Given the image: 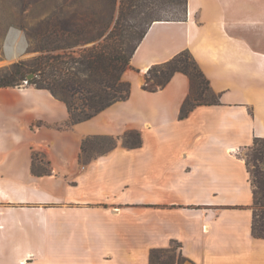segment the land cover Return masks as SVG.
Returning a JSON list of instances; mask_svg holds the SVG:
<instances>
[{
  "label": "crops",
  "instance_id": "0c3cea01",
  "mask_svg": "<svg viewBox=\"0 0 264 264\" xmlns=\"http://www.w3.org/2000/svg\"><path fill=\"white\" fill-rule=\"evenodd\" d=\"M186 49L222 104L181 119L186 75L143 86ZM123 80L128 100L75 125L48 90L0 88V264H150L175 244L184 264H264L245 158L264 138V0H188L185 21L150 27ZM131 131L141 147L81 162L86 138Z\"/></svg>",
  "mask_w": 264,
  "mask_h": 264
},
{
  "label": "trees",
  "instance_id": "16d2710c",
  "mask_svg": "<svg viewBox=\"0 0 264 264\" xmlns=\"http://www.w3.org/2000/svg\"><path fill=\"white\" fill-rule=\"evenodd\" d=\"M34 0L38 22L26 31L32 60L12 65L0 76V88L16 87L35 77L28 85L50 91L63 101L73 125L90 120L116 102L131 96V84L123 80L131 59L150 27L160 21H185L188 0ZM96 2V4H94ZM177 73L190 80V93L180 118L198 106L221 105L201 66L189 49L171 60L151 67L143 86L155 93L167 87ZM122 141L129 149L142 146L137 131L121 139L92 136L84 140L81 162L103 156ZM245 155L254 193L252 234L264 239V138L255 137ZM36 160V155H35ZM33 172L40 174L33 167ZM179 244L151 252L150 264H184L177 256Z\"/></svg>",
  "mask_w": 264,
  "mask_h": 264
},
{
  "label": "rangeland",
  "instance_id": "374dc122",
  "mask_svg": "<svg viewBox=\"0 0 264 264\" xmlns=\"http://www.w3.org/2000/svg\"><path fill=\"white\" fill-rule=\"evenodd\" d=\"M58 1L62 3V0ZM56 2V0H50L49 5L53 6ZM37 22L38 17L34 0H0V76L7 73L13 64L29 61L37 56V53L29 50V43L26 37V31L35 26ZM12 30L19 32L21 41L15 42V49L9 51L7 50L6 42ZM22 47L24 52L19 57L11 59V56L16 54ZM247 153L249 151L245 155Z\"/></svg>",
  "mask_w": 264,
  "mask_h": 264
},
{
  "label": "bare ground",
  "instance_id": "6f19581e",
  "mask_svg": "<svg viewBox=\"0 0 264 264\" xmlns=\"http://www.w3.org/2000/svg\"><path fill=\"white\" fill-rule=\"evenodd\" d=\"M20 39H21V37H20L19 32L16 30H12L9 33L8 38H7V42H6L7 50L13 51L15 49V47H14L15 42L21 41ZM23 52H24V48L22 47L19 49V51L16 54L11 56V59H15V58L19 57V55H21Z\"/></svg>",
  "mask_w": 264,
  "mask_h": 264
},
{
  "label": "built area",
  "instance_id": "2783aa9c",
  "mask_svg": "<svg viewBox=\"0 0 264 264\" xmlns=\"http://www.w3.org/2000/svg\"><path fill=\"white\" fill-rule=\"evenodd\" d=\"M28 84H29V81H28V80H25V81H23L20 85H18L17 87H19V88H23V87L28 86Z\"/></svg>",
  "mask_w": 264,
  "mask_h": 264
},
{
  "label": "water",
  "instance_id": "95a60500",
  "mask_svg": "<svg viewBox=\"0 0 264 264\" xmlns=\"http://www.w3.org/2000/svg\"><path fill=\"white\" fill-rule=\"evenodd\" d=\"M35 77L34 74H30L28 77H27V80L30 81L31 79H33Z\"/></svg>",
  "mask_w": 264,
  "mask_h": 264
}]
</instances>
